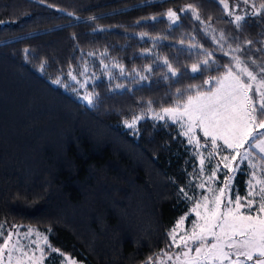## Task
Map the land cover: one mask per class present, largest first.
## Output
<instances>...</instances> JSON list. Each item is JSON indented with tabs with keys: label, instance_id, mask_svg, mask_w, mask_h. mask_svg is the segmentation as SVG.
<instances>
[{
	"label": "trees",
	"instance_id": "1",
	"mask_svg": "<svg viewBox=\"0 0 264 264\" xmlns=\"http://www.w3.org/2000/svg\"><path fill=\"white\" fill-rule=\"evenodd\" d=\"M262 4L0 0V243L33 226L46 264L171 253V228L199 197L198 161L182 128L155 115L211 89L236 57L264 67ZM248 174H235L238 194Z\"/></svg>",
	"mask_w": 264,
	"mask_h": 264
},
{
	"label": "snow or ice",
	"instance_id": "2",
	"mask_svg": "<svg viewBox=\"0 0 264 264\" xmlns=\"http://www.w3.org/2000/svg\"><path fill=\"white\" fill-rule=\"evenodd\" d=\"M223 2L224 0H221V3ZM261 7L264 8V4ZM168 15L170 18H176V13L171 10ZM241 19L240 16L236 17L237 21ZM234 59L238 72H233L229 67L218 81L219 86L214 91L197 92L195 96H188L186 101L176 108H167L163 111L168 113L174 121L184 122L181 127L187 128L183 134L189 136L190 144L193 143L192 137L195 129L198 128L203 132L204 137L210 138L213 148L217 147L218 140L223 141L229 149H238L245 142L256 141L254 146L264 152V139L257 140L258 136H264V132L255 131L257 128L264 129V120H258V116H264V67L256 73L250 70L239 57ZM204 63L207 64L208 61L205 60ZM197 69L198 65H193L192 70L195 72ZM88 99L91 102L90 98ZM159 118L163 119V117ZM195 142L199 144L198 139ZM260 183L264 185V181ZM259 191L262 201L259 209L264 212V186ZM216 205L217 207L211 211L207 204L204 205V223L198 225L199 232L193 231L188 238L199 242L200 246L195 248L196 256L194 257H191L189 252L183 253L185 264H225V262L227 264H249V262L264 264V218L241 215L239 198L235 208H230L224 213L219 211V197L216 198ZM248 205L251 208V200L248 201ZM199 207L200 205L197 204V208ZM216 229H219V232ZM208 237L214 239L210 245L205 243ZM184 246L187 247V243ZM225 248L228 251H225ZM233 255L236 257L234 260L231 259Z\"/></svg>",
	"mask_w": 264,
	"mask_h": 264
},
{
	"label": "rangeland",
	"instance_id": "3",
	"mask_svg": "<svg viewBox=\"0 0 264 264\" xmlns=\"http://www.w3.org/2000/svg\"><path fill=\"white\" fill-rule=\"evenodd\" d=\"M244 64L246 63L244 62ZM246 65L253 72H259V70H253L248 64ZM232 70L233 72H238L236 60ZM223 76L224 74L216 81L211 89L200 91L199 93H210L214 91L219 86L218 81ZM245 82H247L246 78ZM88 98H90V96L83 88L80 99L89 103ZM253 99L255 100L256 97H253ZM176 107L177 106L169 108ZM164 109L167 108H163L155 116L158 118L163 117V120H168L171 123L176 124V126L182 128L184 133L187 130L186 127H181V124L184 122L174 121L168 113L163 111ZM135 120L136 119L128 125L132 127L136 125ZM138 120L139 119L137 118V121ZM258 120H264V117L258 116ZM196 131L201 132L202 134L203 132L197 128L192 137V145L195 146L198 161L197 175L199 182L197 186L200 191L198 192L199 197L189 211L182 215L171 228L170 234L174 246L173 251L167 256L153 260L151 264H185V257L183 256L184 252H189L191 257L196 256L195 248L199 247L200 243L188 238L192 235L193 231L199 232L200 229L198 225L204 223V205H208L209 211L215 209L217 207V197H219V211L221 213L226 212L230 208L234 209L237 198H239L241 215L252 217L260 216L261 218H264V212H261L259 209V205L262 203L259 190L264 186L260 183V181H264V152H261L258 147L254 146L256 141H252L251 143L245 142L238 149H229L221 140H218L217 147L213 148L211 140L208 138V150L207 153L203 155L199 150L200 147L198 148L199 145L195 142L197 140ZM255 131L264 132V129L257 128ZM187 138L189 139V136H187ZM259 139H264V136H258L257 140ZM204 144L201 145L205 146ZM210 153L212 154L210 155ZM211 157L212 161H210V164L205 165ZM225 157H227V159H225ZM233 157H235V159H233ZM201 159H203V163H201ZM225 165H227V167ZM243 166L247 167L249 174L244 194H238L234 191L233 187L234 177ZM213 173L215 174L213 175ZM201 185H203V187H201ZM249 200L252 201L251 208H249L248 205ZM229 201H231V203H229ZM197 204L200 205L199 208H197ZM197 213H199V215H197ZM216 231L219 232V229H216ZM213 242L214 239L212 237H208L207 241H205V243L209 245ZM185 243H187V247L184 246ZM45 249V237L36 229V227H15L8 230L5 235L2 236V241L0 243V264H46L45 259L50 256H47L48 253L45 252ZM225 251H228V249L225 248ZM232 251H234V249ZM54 259L57 264H81L68 255H58L56 258H50L52 262ZM231 259L234 260L236 257L233 255ZM241 259H243V257H241ZM225 264H227V262H225ZM249 264H251V262H249Z\"/></svg>",
	"mask_w": 264,
	"mask_h": 264
}]
</instances>
